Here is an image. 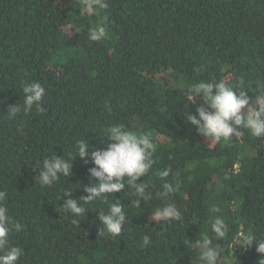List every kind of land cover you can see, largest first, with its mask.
<instances>
[{"label":"trees","instance_id":"16d2710c","mask_svg":"<svg viewBox=\"0 0 264 264\" xmlns=\"http://www.w3.org/2000/svg\"><path fill=\"white\" fill-rule=\"evenodd\" d=\"M87 3L0 0V191L23 225L9 238L23 249L19 264H200L193 243L201 232L212 235L216 216L229 226L224 240H214L224 249L219 264H259L256 242L235 244L241 231L264 237V137L243 130L239 138L208 140L186 119L204 102L189 103L185 88L223 81L253 100L264 91V0H108L107 10ZM97 24L107 36L93 42L88 30ZM32 82L45 88L43 110L5 117ZM113 127L150 134L157 145L152 169L138 181L154 198L137 206L127 188L108 197L125 205L119 236L102 226L108 205L101 200L81 201L88 210L79 226L60 206L65 190L72 199L88 195L90 159L70 158L73 174L51 187L35 183L36 161L75 155L83 138L94 146L89 152L103 149ZM165 168L177 188L167 201L155 196ZM165 202L180 220H152Z\"/></svg>","mask_w":264,"mask_h":264},{"label":"clouds","instance_id":"9594fccd","mask_svg":"<svg viewBox=\"0 0 264 264\" xmlns=\"http://www.w3.org/2000/svg\"><path fill=\"white\" fill-rule=\"evenodd\" d=\"M108 7V0H88L87 3V8L90 10H107ZM106 36V28L101 24L88 30V38L93 42L101 41ZM194 71L201 69L197 68ZM261 87L264 89V85ZM185 89L189 103H195L197 97L204 102L196 108L195 115L186 113V119L208 140L220 142L234 137L239 138L244 134L243 130H247L254 137H264V91L253 100L244 89H234L223 81L204 80L190 84ZM22 93L23 103L10 105L5 117L12 119L21 112L27 114L34 106L37 110H43L40 105L45 96V88L41 83L24 84ZM109 110H111L110 106ZM104 136L110 143L103 149L89 152L94 146L83 138L75 143V155L58 157L55 154L44 158L42 162L36 161L40 171L35 177V183L38 181L41 187H51L62 177L64 179L73 174L70 158L78 156L85 163L90 159L94 166L88 169L89 183L83 186V190L88 195L84 198L72 199L69 198L72 190H65L61 199L63 205L60 206L74 217L72 223L79 226L81 220L78 218L85 217L88 210L84 207V203L101 200L108 205V208L105 213H99L98 218L107 233L119 236L127 220L125 205L119 199L110 202L108 197L127 188L132 190L137 206H142V202L147 204L154 198V192L145 180L138 181L141 177H146L152 169L155 162L153 154L157 145L150 134H138L121 127L110 128L108 134ZM170 173V168L158 172V176L165 180V183L162 185V191L155 193V196L164 201H167L170 194L177 190L173 184L167 182ZM7 196V191H0V264H19L20 258L24 255L23 249L11 246L9 238L13 230L19 232L23 229V225L15 222L4 206ZM212 212H219V209L214 206ZM180 219V211L174 203L165 202L162 207L152 212V220L155 222H172ZM210 228L212 235L201 232L199 239L195 243L192 242L199 249L200 264H219L224 252L223 248L214 244V240H224L229 232L228 224L221 216H216ZM142 241V247H147L151 243V237L144 235ZM254 242H256V252L261 254L259 264H264V237L258 238L255 234L241 231L236 236L235 247L247 249L252 247Z\"/></svg>","mask_w":264,"mask_h":264}]
</instances>
